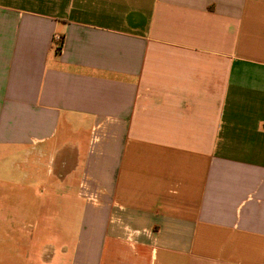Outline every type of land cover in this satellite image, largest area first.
<instances>
[{
  "label": "crops",
  "instance_id": "obj_1",
  "mask_svg": "<svg viewBox=\"0 0 264 264\" xmlns=\"http://www.w3.org/2000/svg\"><path fill=\"white\" fill-rule=\"evenodd\" d=\"M1 164L0 264H264V0H0Z\"/></svg>",
  "mask_w": 264,
  "mask_h": 264
},
{
  "label": "rangeland",
  "instance_id": "obj_2",
  "mask_svg": "<svg viewBox=\"0 0 264 264\" xmlns=\"http://www.w3.org/2000/svg\"><path fill=\"white\" fill-rule=\"evenodd\" d=\"M11 171H12V167H11V164L10 165H7V164H1L0 165V178H2L3 176H5V175H7V174H10L11 173ZM20 176H22L21 174H18V173H16V177L18 178L17 179V183H16V188L15 189H11V191H19L20 189H23V186L21 187L20 185H19V181H20V179H19V177ZM3 188H4V186H3V183L1 182V180H0V193H2L3 192ZM0 203H1V200H0ZM0 209H1V206H0ZM1 216V215H0ZM1 218V217H0ZM28 234H30V233H28ZM1 249H3V248H1Z\"/></svg>",
  "mask_w": 264,
  "mask_h": 264
},
{
  "label": "built area",
  "instance_id": "obj_3",
  "mask_svg": "<svg viewBox=\"0 0 264 264\" xmlns=\"http://www.w3.org/2000/svg\"><path fill=\"white\" fill-rule=\"evenodd\" d=\"M54 42H55V49L56 51H60L62 47V42H63V36L60 34H56L54 36Z\"/></svg>",
  "mask_w": 264,
  "mask_h": 264
}]
</instances>
